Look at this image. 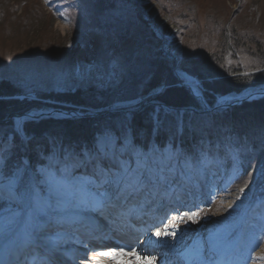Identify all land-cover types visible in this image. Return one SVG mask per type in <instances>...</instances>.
Listing matches in <instances>:
<instances>
[{
	"label": "rangeland",
	"instance_id": "rangeland-1",
	"mask_svg": "<svg viewBox=\"0 0 264 264\" xmlns=\"http://www.w3.org/2000/svg\"><path fill=\"white\" fill-rule=\"evenodd\" d=\"M158 26L162 27V33ZM165 34L166 39L163 38ZM162 38L166 40L165 44ZM256 72H264V0H0V83L9 82L18 91V97L36 105L32 110L33 120L70 118L62 109L65 105L74 106L72 101L59 98L75 93L80 97L78 108L93 112L96 117L131 114L155 106V133L161 119L171 111L176 112L156 100L167 81L175 80L187 88L201 109L218 111L241 97L259 95L264 89L250 87L226 97L212 93L203 81L231 73L248 77ZM193 87L198 90L195 94ZM208 95L214 96L210 98L215 104H210ZM229 98L232 99L229 101ZM177 110L180 129L184 127L181 113H192L194 109ZM86 112L84 114L89 115ZM19 119H14L16 124ZM28 119L26 117L23 123ZM129 123L130 120L127 127ZM97 127L96 133L87 132L96 144L101 138L109 145L121 147L125 144L126 137H117L106 123ZM13 137H16L13 133L0 136L1 144L6 142L4 150L1 149L3 154H0L4 171L12 158L5 150L15 148ZM28 138L25 135L24 143L18 148L23 162L20 167L28 166L23 184L34 188L42 203L50 198L49 208L53 214L46 211L44 217L47 220L44 221L45 224L55 223L64 217H54V211L61 213L67 207L66 191L73 182L70 178L65 179L70 184L63 182L61 173L65 172L73 154L63 158L59 152L63 153L67 145L59 139L46 137L49 153L41 154L43 163L39 170L45 169L47 175H41L38 182L28 162L33 149L25 143L30 140ZM165 146L163 153L169 149L176 152L169 144ZM203 146L198 154L185 157L191 162V159L205 161L211 155L217 156L213 162L220 170L217 173L219 180L208 188L209 193L213 192L217 197L209 205L205 202L209 216L189 221V230L181 235L182 242L190 239L198 242L195 253L199 255L206 254L208 249L230 253L236 240L243 243V248L250 242L255 243L252 231L257 228L262 243L246 264H264V216H257L259 212L263 213L255 205L257 202L252 205V195L264 178V158L249 156L252 162L248 167L250 174L239 180V186L234 189L231 183L235 171L217 160L216 146L211 148L208 143ZM90 153L91 150H83V157ZM171 158L174 163L176 158L182 160L180 155ZM238 160L243 162V157H237L234 162ZM11 172L10 169L6 171L5 189L7 174ZM71 193L74 194L72 190ZM9 202L16 203L13 207L17 208L15 219L18 223L1 218L0 237H5L3 234L11 226L20 224L22 227L33 218L31 191L18 201ZM215 205L217 208L213 209ZM251 205L252 210H249ZM248 211L257 221L249 230H244L241 223ZM23 230L28 229L24 227L15 235L19 237ZM78 261L83 264L89 260Z\"/></svg>",
	"mask_w": 264,
	"mask_h": 264
},
{
	"label": "trees",
	"instance_id": "trees-1",
	"mask_svg": "<svg viewBox=\"0 0 264 264\" xmlns=\"http://www.w3.org/2000/svg\"><path fill=\"white\" fill-rule=\"evenodd\" d=\"M204 85L209 88L214 94H236L250 87L264 89V72L253 73L250 76H242L238 73L222 75L212 81H203ZM18 91L9 82L0 83V135H5L14 132L12 119L15 115L32 112L36 109V105L25 99L17 96ZM206 94V93H205ZM214 97L213 95H211ZM210 95L209 102L213 104ZM62 101H72L73 105H65L64 108H78L80 97L77 94H67ZM161 104H166L170 107L177 108H194L191 113H181L183 115V131L178 134V112L171 111L161 119L157 132V140L165 142L174 140L180 136L182 145L185 147L190 144V141H220L221 149L233 150L239 156L264 158V96L246 101L240 105H234L228 108H222L218 111L207 112L198 106L197 101L191 97L187 88L175 80L166 83L164 91L156 98ZM154 107L151 106L150 112L136 114L130 120L133 126L134 133L138 139H148L155 128L152 112ZM5 122L4 124H1ZM108 122L115 130L125 129L127 120L118 122L101 121L98 124ZM125 125H124V124ZM96 124V125H97ZM95 124H90L86 120H63L57 118H41L39 120H30L26 130L29 133L35 132L36 137L31 142L32 153L37 154V145H44L43 137L46 135L58 137L63 140H75L83 135H88L87 132L92 130ZM173 135V137H172ZM17 136V135H16ZM72 140V141H73ZM41 147V146H40ZM260 160V158H256ZM246 163L250 164L251 159L248 157Z\"/></svg>",
	"mask_w": 264,
	"mask_h": 264
},
{
	"label": "snow or ice",
	"instance_id": "snow-or-ice-1",
	"mask_svg": "<svg viewBox=\"0 0 264 264\" xmlns=\"http://www.w3.org/2000/svg\"><path fill=\"white\" fill-rule=\"evenodd\" d=\"M192 90L194 94L198 91L195 87ZM24 119L26 117L17 121L18 132L23 130ZM158 152L160 150L155 146L149 150L137 149L125 140L123 146L117 147L115 144L105 143L101 138L98 139L97 147L90 154L79 159L73 157L74 162L65 166L66 170L61 173V177L62 179L70 178L77 190L87 197L89 205L97 209L107 206H120L155 189L163 180L165 171L171 167V157L180 155L179 151L173 153L170 149L167 150L166 154L161 153L160 156H157ZM68 168L72 170L67 171ZM80 170H83L82 173L76 175V172ZM27 171L28 166H18L9 173L8 184L5 189L4 165L0 163V207H3L8 201H18L23 195L31 191L33 194V215L36 226L40 229L43 226L47 208L51 207L50 198L42 203L41 197L36 194L35 189L31 188L30 185L23 184V178ZM39 174L47 175L43 168L39 170ZM196 215H198L196 212H184L183 215L172 217V219L182 220L184 216L192 219ZM154 235L159 238L162 235L174 236L175 233L165 227L163 231H157ZM104 247L109 248V250L96 252L97 257H107L116 261V264H120L122 257L134 255L137 260L151 264L149 254L136 253L130 245ZM35 259L37 264H41L42 257L39 244L36 247ZM85 259H87L86 254ZM154 259L153 257L152 260L154 261ZM92 264H100V261L94 260ZM124 264H134V262L125 260Z\"/></svg>",
	"mask_w": 264,
	"mask_h": 264
},
{
	"label": "bare ground",
	"instance_id": "bare-ground-1",
	"mask_svg": "<svg viewBox=\"0 0 264 264\" xmlns=\"http://www.w3.org/2000/svg\"><path fill=\"white\" fill-rule=\"evenodd\" d=\"M142 1H147V0H142ZM161 28L159 26L157 28L160 33H162ZM167 37L168 36L166 34L163 36L164 39H166ZM163 38H162V42H164V44H165L166 40H164ZM198 143L199 142H197L195 140L192 141L193 145L194 144L197 145ZM197 146H199V145H197ZM175 170H177V169H175ZM181 177H182L181 175L178 176L177 177L178 180H175L176 184H173L172 186H170L169 183L165 182L164 188H162V190H159V189L157 190V188H155L151 192H146V193L140 195L139 197H137L136 199L129 201L128 203H125L123 205L115 206V207L107 206V207H104L102 209H97V208L89 205V203L87 202V197L84 194L80 193L75 186L71 185V189L74 192V194L71 193V191L67 194V198H66V201H68L66 203L67 207L64 208L65 211H63L62 215L57 217L58 219H60L62 216H64V217L67 216L69 218H65L64 220L57 221V223L52 226L53 230L51 233H56V231L59 230L60 232H64L65 234L67 233L68 235H72L74 237H77L80 240L87 239L88 236L90 237V236L96 235L99 238L104 237L105 238V240L103 241V243H104V242H106V236H108L107 233H116L117 232V229H115L116 227L114 225H112L113 228L110 227L109 230H107V227H106V226H110L112 224V222L114 221L111 219L112 211H120L126 207H129L132 204L139 205L141 208H151V209H152V207L150 205H152V206L157 208V209H153V211H154V213H157V215L159 216V215H162V213H164L165 211L164 210H158L159 207H158V205L155 206V202L158 204V202H160L161 199L163 202L161 209H163L166 207H171V205L176 201L175 194L178 192L184 194L185 189H187L189 191V194L192 195V197L191 198L186 197V200L183 201L184 203H187V205H188V199L189 198L190 199L197 198L198 197L197 196L198 191L193 187H189L190 186L189 183L187 185L182 184L183 181L181 180ZM201 192L204 194V192L202 190H201ZM157 193H161V196H163V197H161L160 195H156ZM154 195H156V196H154ZM213 196H215V194L210 196L209 199L212 200ZM76 208H78V209H76ZM216 208H217L216 205L213 206V209H216ZM208 211H209L208 207H200L199 210L195 211L196 213H198V215H196L192 219H189L188 217L186 219H182V220L176 219V220L170 222L169 224H167L165 227H167L168 229H171V230L174 229V231H177L179 233V235H177L175 237H176V241H179L182 238L181 235L184 233V231H186L184 228H187L189 221L194 220L196 218H200V217L204 218L206 216H209L210 214ZM109 219L111 220L110 222H109ZM117 219L121 220V217L118 216ZM166 240L167 241L170 240L169 242L172 241V239L170 237H166ZM89 242H90V244H93L91 241H89ZM166 243H168V242H166ZM67 244H68L67 245L68 247L67 248L65 247L67 250H72V249L75 250L76 249V245L74 243L69 242ZM78 248H80V247H78ZM90 248H91V250H98L100 247H97L96 245L93 244V246L90 245ZM81 249H82V247H81ZM56 254H57L56 256H58V253H56ZM83 257H85V254L83 255ZM87 258H88V256H87ZM89 258H90V256H89ZM126 258H127V260L133 261L134 264H138L136 261H134V259L132 257H126ZM94 260H97V259H94ZM94 260H91V261H89L87 263H83V264H92V262ZM98 260L100 261V263H103V264H116V261L113 260L114 262H112L111 259H109L107 257H104L103 259L100 258ZM124 262L125 261L122 262V260L120 259V264H124Z\"/></svg>",
	"mask_w": 264,
	"mask_h": 264
},
{
	"label": "water",
	"instance_id": "water-1",
	"mask_svg": "<svg viewBox=\"0 0 264 264\" xmlns=\"http://www.w3.org/2000/svg\"><path fill=\"white\" fill-rule=\"evenodd\" d=\"M261 94H264V92L260 93V95H261ZM80 116H81V115H80Z\"/></svg>",
	"mask_w": 264,
	"mask_h": 264
}]
</instances>
